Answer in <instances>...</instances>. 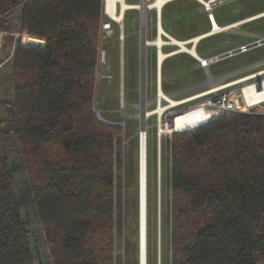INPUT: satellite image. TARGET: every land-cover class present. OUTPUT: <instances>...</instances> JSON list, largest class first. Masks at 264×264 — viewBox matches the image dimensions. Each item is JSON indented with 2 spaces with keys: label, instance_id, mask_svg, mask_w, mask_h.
<instances>
[{
  "label": "trees",
  "instance_id": "obj_1",
  "mask_svg": "<svg viewBox=\"0 0 264 264\" xmlns=\"http://www.w3.org/2000/svg\"><path fill=\"white\" fill-rule=\"evenodd\" d=\"M101 2L29 0L20 8L19 31L40 38V49L25 47L27 35L15 48L14 122L51 264L123 261L115 174L123 129L92 108ZM13 3L0 0V13ZM8 27L0 19V30ZM2 135L0 117V264H35ZM167 145L171 264H264V115L227 112L174 132ZM147 184V264H157L149 162Z\"/></svg>",
  "mask_w": 264,
  "mask_h": 264
},
{
  "label": "rangeland",
  "instance_id": "obj_2",
  "mask_svg": "<svg viewBox=\"0 0 264 264\" xmlns=\"http://www.w3.org/2000/svg\"><path fill=\"white\" fill-rule=\"evenodd\" d=\"M18 1L19 0H14V3ZM129 1L135 2L136 0ZM244 3L249 7L246 8L248 11L264 9V0H245ZM197 4L199 3L196 0H171L164 7V20L170 22L176 20L178 24L179 20H182L184 16V14L182 15L179 11L191 9L193 11L191 13L192 22H194L195 25L208 26L207 20L202 18V15L206 17V13L200 10ZM242 6L243 0H232L220 5L217 10V15L218 12H220L222 16H232L238 9H242ZM154 13V10L148 13V24H150L148 27L149 35H152L151 30H153V33L155 32L154 28L151 27L155 20ZM20 15V8H18L3 17L6 18L9 27L1 30L3 38L0 58L6 60L4 65L0 68V117L3 129L2 148L8 168L12 173V186L17 199L18 209L28 228L35 264H51L46 235L37 213L33 192L19 149L14 122V52L19 43L21 46H25L22 42L24 36L27 35L21 34L19 31ZM144 19H146V17L143 18L139 11L136 9H129L126 13L125 20V40L121 42L116 32L111 37H108L102 44V48L105 49L106 60L99 64L100 73L97 74L98 77L92 104V108L99 119L120 125L123 129V143L121 147L122 164L121 167L117 166L115 169L116 184L118 185L119 180L121 181L123 198V233L116 240V253L122 255V264H139V171L141 145L140 129L142 126L140 112H142L143 108H148L150 110L158 106L156 89L157 47L153 44L145 47V56L142 58L140 38ZM176 23L174 24L176 25ZM253 23L258 24L259 26L257 25V27L264 33V16L255 19L251 22V24ZM188 25L189 24H187V26ZM200 27L204 28L203 26ZM218 42L219 39H216L214 36L203 39L200 44V48L203 50L200 49V52L206 55V57H209V54L214 52L213 48ZM173 47L175 49L179 48L176 44H174ZM263 57L264 43L251 46L246 52H237L233 55L223 57L218 61L211 62L207 68H197L196 65L193 64L195 58L189 55V53H175L169 56L165 63L162 62L164 73L163 92L181 100L189 98L197 93L198 90L206 88L205 84L191 85L193 80V83H198L204 81L209 75L215 77L235 72L253 65L257 60ZM145 71L147 72L146 78ZM167 76L170 77L167 79ZM192 76H195V79H193ZM144 80L145 85L143 90V85L141 83ZM197 100L198 99L182 103L179 108L183 109ZM165 104H167V102L163 101L162 105ZM156 119V115H149L146 119L148 126L147 182L149 162L151 188L149 208L154 216L153 224L156 226L157 231L158 213L160 212V239L163 241L164 248L167 249L162 251V245L160 247L161 264H171L169 247L171 242L170 210L172 198L170 194L171 189L167 180V175L171 168V154L167 145L170 135H168V132L163 133L164 130L162 129V135L158 137V120ZM159 143L161 144V148H159ZM159 149L161 150V159L158 163L157 152ZM160 170H163V182ZM159 200L160 206L158 205Z\"/></svg>",
  "mask_w": 264,
  "mask_h": 264
},
{
  "label": "built area",
  "instance_id": "obj_3",
  "mask_svg": "<svg viewBox=\"0 0 264 264\" xmlns=\"http://www.w3.org/2000/svg\"><path fill=\"white\" fill-rule=\"evenodd\" d=\"M171 0H165L162 3L161 11L165 4ZM201 4L202 10L206 13V17L210 23V29L208 33H218L222 31H227L232 29L235 24H220L215 17V9L227 2L232 0H197ZM155 0H136L135 2H130L129 0H102L101 2V13H100V27L98 32V64H97V74L100 73L99 64L100 62H105V49L102 48V44L108 37H111L117 32L118 39L123 42L126 38V13L129 9H136L146 19L142 22V34H141V47L142 52L145 51L144 41H150V45H156L157 47V65H156V84H157V103L162 104L163 101L167 102L164 105L162 112H152L151 115H156L158 120V137L162 135L159 128V123L164 126H170L168 135H172L174 132L182 130H173L172 126L175 123L177 115L180 113H187L192 109H202L205 120L202 123L207 122L213 118H216L227 112H243L251 114L264 115V57L257 60L253 65L245 67L241 70L230 72L221 76L207 77L206 81L202 84L206 85V88L198 90L197 93L190 96L189 100H185L179 104H172L171 99L167 98L159 90V64H158V52L162 50L164 44H174L172 40V34L167 30H163L160 33V23L162 22V17L160 13V6L154 4ZM154 10V23L151 27L154 28V33L149 35L148 27V13ZM264 16V10L256 15L250 16L248 20L256 19ZM163 24V22H162ZM201 34V35H203ZM163 36V43L161 46L155 43L158 36ZM192 41V40H190ZM188 44V41H184ZM195 42V41H193ZM264 43V34L257 36L253 41L241 44L238 47L226 50L229 51V55H233L237 52H246L251 46ZM180 44H178L179 46ZM179 49V48H178ZM178 49L172 51L176 52ZM181 49V47H180ZM218 54L211 55L209 57L197 56L199 65L201 67L207 68L211 62L218 61L222 59ZM225 56V57H226ZM122 57V55H121ZM6 62L5 59L0 58V68ZM142 72V71H141ZM145 74L147 72L145 71ZM98 77V76H97ZM142 84V83H141ZM171 96V95H170ZM173 97V96H171ZM174 98V97H173ZM186 99V98H184ZM198 99L196 102L189 104L187 107L180 109L179 106L182 103ZM183 100V99H182ZM175 101H181V99L175 98ZM199 123L198 125L202 124ZM196 125V126H198ZM194 125L189 128L196 127ZM185 128L183 130L189 129ZM163 132V133H166Z\"/></svg>",
  "mask_w": 264,
  "mask_h": 264
},
{
  "label": "bare ground",
  "instance_id": "obj_4",
  "mask_svg": "<svg viewBox=\"0 0 264 264\" xmlns=\"http://www.w3.org/2000/svg\"><path fill=\"white\" fill-rule=\"evenodd\" d=\"M165 0H155L154 4H157L158 6H160L159 10L160 13L161 12V6L162 3ZM160 23V33H163L164 29L162 22ZM207 35V34H203L200 36H196L194 37L192 40L197 42L198 40L201 39L202 36ZM28 36V35H27ZM172 40L173 43L176 44H180L179 45V50H185L187 51V53H191L193 55L196 56H201L199 55V53L196 51V49L194 48V46H189L188 44H186L183 40H180L179 38H176L172 35ZM30 39L28 41V44H30ZM163 41V36H158L155 43L158 44L159 46L162 45ZM144 43H146L147 45H150V41H144ZM181 47V49H180ZM142 58H144L145 53L144 50L142 52ZM165 57V53L162 50H159L158 52V64H159V72L161 74V64L163 61V58ZM160 74L158 75V81H159V90L162 94H164L167 98L171 99L172 104H179L185 100H188L190 98H186L183 99L181 101H175V98L171 97L169 94H166L165 92H163V87L161 85V78H160ZM145 78H146V74H145ZM142 85H143V90H144V85H145V80L142 81ZM164 105L159 104L157 106V108H153V109H148V108H143L142 112H140V117L142 119V126L140 129V136H141V145H140V184H139V264H147V216H148V193H147V122L146 119L148 118V116L152 113V112H162L164 109ZM205 120V117L203 115V111L202 109H192L187 113H180L177 115V118L175 119V123L173 124L172 128L173 130H183L185 128H189L190 126L194 125H198L199 123H201L202 121ZM159 128L160 131L163 129L164 132L169 131L170 126H164L162 124L159 123ZM161 140V139H160ZM161 144L159 143V148ZM160 155H161V150L159 149V151L157 152V156H158V163L160 162ZM159 170V169H158ZM161 171V170H160ZM159 199V198H158ZM158 205L160 206V200L158 202ZM159 212V211H158ZM160 222H161V218H160V212L158 213V264H161V239H160ZM146 258V259H145Z\"/></svg>",
  "mask_w": 264,
  "mask_h": 264
},
{
  "label": "crops",
  "instance_id": "obj_5",
  "mask_svg": "<svg viewBox=\"0 0 264 264\" xmlns=\"http://www.w3.org/2000/svg\"><path fill=\"white\" fill-rule=\"evenodd\" d=\"M244 1L245 0H243L242 9H238V11H236L234 13V15H232V16H225V15L222 16V15H220V12H218V15H217V10L219 9V6H218L214 11L216 20L218 21V19H219L218 22L220 24H235V25L232 27V29L227 30V31H222V32H218V33H211L210 32L207 35L202 36L201 39L198 40L197 42H193L192 39L194 37H196L197 35L200 36L201 34L208 32L210 29V23H209V20L202 15V18H205L209 25L208 26L199 25V24L195 25V23L192 22L191 13L193 11L191 9L179 11L182 15L184 14V16H183V19L179 20V23L177 24L176 20L172 21V22L164 20V7H165L164 6L162 13H161V17L163 18L162 19L163 26L174 37L179 38L180 40H183V41H188V45L194 46L196 51H198L199 55H201L203 57H206V55H203L200 52V49H201L200 44H201V41L203 39L210 37V36L216 37V39H219V42L213 48L214 52L209 54V56L212 54H217L219 52H224L226 50L238 47L241 44L253 41L257 38V36L264 34L263 32H261L262 30L257 27L258 24H256V23L251 24V22L254 21L255 19L248 20V18L250 16L256 15L259 12L263 11L264 9L262 8V9H258V10L248 11L246 8H249V7L246 6ZM165 5H167V4H165ZM197 5H199V9L202 10L201 4L199 3ZM190 7H192V6H190ZM218 16H219V18H218ZM174 23H176V25ZM187 24H189V25L187 26ZM200 26H203L204 28H201ZM152 32H153V30H152ZM190 40H192V41H190ZM174 44H176V43H174ZM174 44H164L163 45L162 51L165 53V57L163 58V61H162L163 63H165L166 59L169 56H171L175 53H178V52H186L187 53V51H185V50H179V51L172 53V51L175 50V48L173 47ZM176 45H178V44H176ZM201 50H203V49H201ZM189 55H192L195 58V62L193 64H195L197 68H202L199 65L197 56L193 55L191 53H189ZM163 63L161 64V67H160V69H162L161 70V75H162L161 85H162V87L164 86ZM169 77L170 76H167V79ZM192 77H193V79H195L194 78L195 76H192ZM206 79L204 81H200L198 83L194 82L195 84L193 83V81H194L193 80L191 82V85H197V84L201 85L202 83H204L206 81ZM13 82H14V79H13Z\"/></svg>",
  "mask_w": 264,
  "mask_h": 264
},
{
  "label": "water",
  "instance_id": "obj_6",
  "mask_svg": "<svg viewBox=\"0 0 264 264\" xmlns=\"http://www.w3.org/2000/svg\"><path fill=\"white\" fill-rule=\"evenodd\" d=\"M27 1H29V0H19L18 2H16V3H14V4H12V5H10V7L8 8V9H6L4 12H2V13H0V19H2L3 17H5V16H7L8 14H10L12 11H14V10H16V9H18V8H21V6H23V4H25ZM28 37H29V39L31 40L30 41V44H31V48H34V49H40V48H38L37 47V42H38V40L40 39V38H36V37H32V36H29L28 35ZM2 38H3V33H2V31L0 30V49H1V46H2ZM146 43H143V45H145ZM44 47H45V44H44ZM43 47V48H44ZM229 54V51H227V52H222V53H220L219 55L221 56V57H225L226 55H228ZM100 120H102V121H105V122H107V123H111V122H108V121H106V120H103V119H100ZM202 123V122H201ZM112 124H115V123H112ZM146 259V258H145Z\"/></svg>",
  "mask_w": 264,
  "mask_h": 264
},
{
  "label": "flooded vegetation",
  "instance_id": "obj_7",
  "mask_svg": "<svg viewBox=\"0 0 264 264\" xmlns=\"http://www.w3.org/2000/svg\"><path fill=\"white\" fill-rule=\"evenodd\" d=\"M159 61V60H158ZM161 70V69H160ZM159 74H160V72H159ZM160 78H161V74H160Z\"/></svg>",
  "mask_w": 264,
  "mask_h": 264
}]
</instances>
